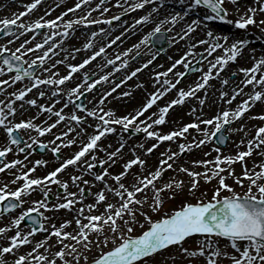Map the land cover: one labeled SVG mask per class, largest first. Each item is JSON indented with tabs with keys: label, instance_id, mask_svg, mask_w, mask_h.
<instances>
[{
	"label": "snow or ice",
	"instance_id": "1",
	"mask_svg": "<svg viewBox=\"0 0 264 264\" xmlns=\"http://www.w3.org/2000/svg\"><path fill=\"white\" fill-rule=\"evenodd\" d=\"M108 2L109 0H98L95 7H92V0H76L74 6L60 15L46 19V16L51 15L63 3L60 0V3L46 9L43 16L26 21L24 18L43 3V0H31L30 3L22 5L25 11L13 13L11 18L0 19V34L10 37L6 43L0 44V95L4 96V99H0V129L6 133V139L0 145V173L13 176L10 181H0V218L21 209L17 216L11 218L9 224L0 226V239L7 241L6 244H0V264H57V260L60 264H81V261L89 264L88 254L93 248L99 251L93 256L91 264H169V259L171 264H176V254L189 258L188 264H193V258L197 257H204L206 264H219L221 258L228 259L230 264H264V125H253L255 134L251 138H241L234 142L237 148L234 155L221 156V148L217 146L213 148L217 153L213 160L191 162L193 167H202L203 171H193L176 163L177 158L185 153L213 143L214 137L215 143L225 145L229 136L235 132H244L245 137L248 136L245 125L239 128L231 125L249 113L258 102L264 103V55L257 58L255 49L251 50L249 58L253 60L252 67L238 70L243 78L239 83H233L230 93L220 90L218 102L232 105L237 97L246 98L234 108L225 107L215 115L205 118L203 108L206 105L207 92L205 91V97H199L197 93L206 90L210 80L219 79L229 62L234 63L242 56L249 40L234 39L228 45L229 36L214 35L211 30L206 32V39L196 40L195 43L191 40L192 34L198 28L207 27L210 22L231 24L245 32L249 26H255L264 32V19H256L258 13H264V0H253L251 5H242L239 0H178L185 6L184 11L169 13L163 17L162 0H115V6L122 9L120 14L110 19H93L94 11L103 15L110 10L102 7ZM226 3L234 6L238 17L234 21L228 19ZM146 5L152 7L143 15L134 18L119 35L109 39L110 30L99 28L85 34L82 47H64L65 41L75 33L77 26L85 29L100 24L111 26L113 21H120L122 15L143 10ZM201 9L205 10L202 17L197 16L176 31L177 24ZM78 11L82 14L65 19L70 13L75 14ZM28 33H32L29 39L23 40L14 49L9 47ZM137 33H142L138 42L123 51L113 53L109 58L108 49L118 41L122 42V37ZM37 35H41L42 39L27 47ZM98 37H103L106 42L98 44ZM181 41L184 42L186 50L166 71L154 74L151 82L155 91L148 93L145 103L122 116H118L114 108L106 109L109 97H131L132 91L117 93V89L152 65L165 51V45L172 47ZM199 45L207 47L203 52L197 53L195 49ZM218 49H222L224 54L209 60ZM81 51L91 54L78 64L68 63L70 59L75 60L76 54ZM61 52L64 53L63 58L54 59ZM143 56L150 58L144 60L140 67L127 71L130 61ZM98 58H102L103 63H97L95 70L87 67ZM205 60L208 61L206 72L201 66ZM59 65L66 67V74H60ZM178 66H182L184 71H174ZM109 67L111 70L105 72L104 69ZM122 71L124 74L117 81L115 76ZM189 72H200L201 76L186 90L177 88ZM170 73L175 77L174 80L169 78ZM236 75L237 72H233L231 77L220 80L221 89L229 85ZM77 80L73 86L68 87ZM18 82L22 84L21 88L7 92L8 88ZM101 85L111 87L100 91L98 86ZM249 86L251 90L245 93L244 89ZM133 87L147 91L143 82ZM173 89H176V97L167 104L158 106L157 102ZM33 90H36V94L29 98ZM94 91L99 92V98L94 96L88 100L87 94ZM113 93L117 95L113 97ZM194 97L198 101L199 109L190 108L187 114L194 117L191 122L167 133L157 130V126L167 122L166 118L171 109L183 106ZM82 98L87 103L81 102ZM41 100L46 102L40 103ZM57 104H61V107L57 108ZM88 104L92 107L89 108ZM153 106H157V111L149 113ZM30 108L36 109L35 115L16 120L18 115L24 117ZM68 108L71 111L65 112ZM44 114H47V119L36 123ZM89 119L94 123H90ZM249 119L264 121V113L250 116ZM49 120L52 122L49 123ZM61 125L63 130L53 132V129ZM115 126L120 128L118 146L113 147L111 143L105 146L101 141L117 133ZM88 128L93 131L89 133ZM209 128L212 130L209 131ZM22 131L28 134L27 139L20 134ZM33 132L35 136L31 134ZM125 133H143L145 139L154 142L147 148L144 143L134 145L129 149L132 158L125 160ZM47 134H52L53 138L47 142L40 139ZM166 141L177 143L178 150L172 151L170 146L166 148L160 153L161 158L154 168L149 167L148 161L136 152L138 147L144 156H149ZM73 145H78V150L70 157L63 158L60 155L61 149L71 148ZM242 146L244 150H240ZM37 149L41 153L50 151L54 159L59 161V165L43 177H33L32 173L37 167L47 166L48 161L35 160L31 168L25 164ZM14 150L16 154H24L23 160H6L8 154ZM254 152L262 160L254 161L249 168L247 158ZM98 153H103L104 156L100 157ZM209 154L206 152L205 156ZM118 162H122V171L115 174L110 172L109 169ZM235 163L241 165L240 174L232 167ZM70 166L75 170L74 174L70 175L69 180L60 179L59 174L64 173ZM97 167L101 172L94 171ZM134 167L138 171L131 172ZM13 169L17 171L12 172ZM169 170L177 174L183 173L190 179L187 184L176 175L165 180L164 174ZM89 175L92 179H85ZM228 179H232L243 190L242 193L227 183ZM109 180L113 183L110 184ZM126 180L127 183L124 182ZM201 180L204 184L216 181L210 198L207 191H200ZM21 181L15 189L10 187ZM97 183L102 186L99 191L92 192ZM70 184L77 191H69ZM50 185H57L62 191L56 192L53 197ZM36 192L42 198L29 201L27 198ZM185 192L195 203L183 202L178 209L164 213L156 220L149 215V212L160 213L167 201H175ZM108 194L112 195L115 202L105 203L108 201ZM87 196H92L94 202L85 204ZM29 202L32 206L24 209L23 205ZM102 203L104 210L99 212L98 206ZM61 209L74 213L76 228L72 232L65 231L72 224V220H63L59 226L52 223L45 227V222L52 219L45 213L59 212ZM95 212L99 214H93ZM24 222L31 225L27 232L21 228ZM136 226L145 230L133 236ZM13 229L14 234L8 236L7 233ZM38 232H45L47 235L40 241H33L32 237ZM93 234L95 238H92ZM193 236L200 238L197 246L194 249L185 247L188 238ZM52 237L56 238L54 245L49 244ZM221 238L228 242L225 247L230 246L233 252L230 253L220 246ZM109 244L113 247L104 251ZM26 245L32 247L21 253L20 250ZM56 246H59V250L52 251ZM172 248L177 250L175 254L166 253V250ZM41 249L44 251L41 252ZM158 256L161 259L157 260Z\"/></svg>",
	"mask_w": 264,
	"mask_h": 264
},
{
	"label": "rangeland",
	"instance_id": "2",
	"mask_svg": "<svg viewBox=\"0 0 264 264\" xmlns=\"http://www.w3.org/2000/svg\"><path fill=\"white\" fill-rule=\"evenodd\" d=\"M21 1L23 5H25L26 3H24V0H0V12L2 11H6L10 8V5H8V3L12 4L13 7H17L15 4L16 2ZM31 2V0H29ZM239 2L243 5V4H253V0H239ZM76 3V0H63V3H60L59 7L55 8V11L51 13V15H49L48 17H46V19H53L56 16L60 15L62 12H64L67 8L74 6V4ZM96 3H98V0H92V7H95ZM163 3V7L161 8V17H163L164 15H167L169 13H175V12H183L184 11V7L181 6V4L178 2V0H162ZM53 4L49 5V7H52ZM48 7V8H49ZM102 7H108L110 10L107 13H103V15H101L100 12L98 11H94L92 13V18L93 19H110L112 16L114 15H118L122 12V9L119 7L115 6V0H109V2L105 5H103ZM152 7V5H146L145 9L143 10H138L136 12H131V13H127L125 15L121 16V20L120 21H113V24L111 26L109 25H105V24H100V25H92L90 26L88 29H85L81 26H77V30L75 31V33L64 43V47L65 48H71V47H82L84 41H85V37L83 38H78V34L80 33L81 35H84L86 33H90L91 31H96L99 28H104L106 31L110 30V36L108 37L109 39L119 35L124 28L128 25L131 24L132 20L134 18H138L139 16L143 15L147 10H149ZM225 7L228 9L229 11V15H228V19L229 20H235L237 19V15L235 14V9L234 6L232 4H225ZM25 11L24 7H20V12ZM204 11L203 9L199 10V12L197 13H192L190 14L188 17L185 18L184 21H181L179 24H177L176 26V31H179V29L184 26L187 23H190L192 19L197 18V16L202 17L204 15ZM241 11H243V8H241ZM82 13L80 11L76 12L75 14L70 13L69 16L65 17V19H69L72 18L74 15L75 16H79ZM257 20L260 19H264V13H258L256 16ZM207 27L211 28V29H216L217 31L221 32V36L227 35L229 36V41H228V45H230L234 39H245L247 38L249 40V45L248 47H246L243 50V54H242V61H240L241 57H238L236 62H229V64L225 67V69L223 70V72H221L220 74V78L219 79H212L209 82V87H212L214 85H216V87L220 84V80L224 79V78H228L231 77V74L233 72H237L236 77L234 78V80H230V82L235 81L236 79H238L239 81L243 78L242 73H240L238 70L241 68V65H245L247 64V68L252 67L253 65V60H250L251 62H248V59L245 58L244 56V52L247 49H255V55L257 58L261 57L262 55H264V32H261L260 29L256 28L255 26H249V29L247 32H245L244 30H239L236 29L233 25L231 24H227V23H222V22H210L208 23ZM44 31V30H42ZM206 31V28H205ZM207 32V31H206ZM218 32V33H219ZM142 33H137L136 35H127L126 37H122V42L118 41L116 45H113V47L111 49H108V55L109 58L112 57L113 53L115 52H120L123 51L125 49H127L128 47H131L134 43L138 42V40L140 39ZM220 34V33H219ZM32 36V33H28L26 36H22L23 40L25 39H29ZM10 38V37H1L0 34V42ZM207 37L202 34L200 32V29H197L196 32H194L192 34V43H195L196 40H200V39H206ZM42 39L41 35H37L35 40L32 42V44L27 45V47H31L34 45V43L39 42ZM97 39L102 40L99 43H105L106 40L103 37H98ZM22 41H17L15 42L13 45H9V47L11 48H15L17 46H19V44ZM228 45H225V47H227ZM207 47V45H199L197 47V49H199L200 52H203L204 49ZM196 49V50H197ZM186 50V48L184 47V42L181 41L180 44H177L175 46L172 47H167L165 45V51L162 52L157 58L156 60L153 62L152 65H150L147 69H144L142 72L137 74V77H134L132 80L128 81L126 85L122 86V88L117 89V93L121 92V91H132L133 95L131 97H125L123 99H114L112 97L108 98V101L106 102V109L107 108H114L116 109V111H118L116 114L118 116H122V115H126L130 112H133L134 109H138L143 103L146 102L147 99V95L150 92L155 91V88H153L152 86V82H151V78L154 77V74L157 72H164L166 71L171 64L174 62L175 59L180 58V56L184 53V51ZM91 53H86L81 51V53H77L76 54V59L75 60H69L68 63H73V64H78L80 63L87 55H90ZM223 50L222 49H218L215 53H213L212 57H209L208 59L211 60L213 59L215 56L218 55H223ZM33 54H30V56ZM64 53L61 52L57 57H55L54 59H62L63 58ZM169 57H172V59L170 60ZM27 58V57H26ZM148 58H150L149 56H143L142 58H138L135 61H130V67L127 71H131L132 69L136 68V67H140L143 63L144 60H147ZM198 59V58H197ZM97 63H103V59L98 58L97 61H93L91 65L87 66L90 69L95 70V66ZM193 63L195 64V60L193 61ZM203 63H207L206 65H203V70L206 72L208 69V61L205 60L203 61ZM202 63V64H203ZM243 63V64H242ZM59 71L61 75L66 74L67 69L64 65H59ZM111 68H105L104 71L108 72L110 71ZM84 71V70H82ZM174 71H184L182 66H178L177 69H175ZM124 72H120L117 73L115 76V79L117 81H119V79L123 76ZM77 76H80V74H77ZM201 76L200 72H189V74L187 76H185L183 78V80L181 81V83L179 85H177V88H183V89H187L189 86L194 85L195 82L197 81V77ZM4 79H6L7 77H3ZM169 78L170 79H175V77L172 76V74H169ZM163 79V77L161 78ZM77 81H74L72 83H70L68 85V87L73 86V84ZM143 82L145 85V88L147 91H145V89L142 88H134L133 86L135 84L141 83ZM229 82V83H230ZM22 87L21 83H17L16 85H14L13 87H10L7 89V92H12L15 91L16 89H19ZM111 87V85H101L98 86L100 91H103L107 88ZM157 87H159V85H157ZM224 88H227V86H225ZM223 88V89H224ZM249 89V91L251 90V86H249V88H245L244 92H246L245 90ZM141 90H144L143 92H139ZM218 91H215L213 99L215 100L216 103H214L211 100L210 96L206 97V105L203 108V113H204V117L208 118L211 117L213 115L216 114L217 111L222 110L225 107H230L231 105H224L223 103L218 102V96H219V91L222 89H218ZM227 91V90H226ZM204 90H201L199 93H197V96L199 97H205L204 95ZM231 92V91H230ZM229 92V93H230ZM139 93L140 97H137L136 94ZM36 94V90H33L32 93L29 94V98L34 97ZM117 94L113 93V97H115ZM96 97L97 99L99 98V92L98 91H94L93 93H88L87 94V99L91 100L93 99V97ZM176 97V89H173L172 91H170L165 97H163L161 100H159L157 102L158 106H163L165 104H167L171 99ZM138 98V99H136ZM246 98V96H240L237 97L236 101L233 102L232 104V108H234L237 104H239L242 99ZM0 99H4L3 95H0ZM83 103H87V100L83 99ZM40 103H45L46 101L41 100L39 101ZM95 102V101H93ZM20 103V102H19ZM17 102V104H19ZM120 103V104H118ZM219 103V104H218ZM89 108L92 107L91 104L87 105ZM57 108L61 107V104H57L56 105ZM192 107H197L199 109V104L197 99L191 98L190 100L186 101V103L183 106H175L173 109L170 110L169 112V116L171 114L172 115V120H175L176 116H179L177 119L179 120V118H181L179 127L182 126L184 123H188L191 122L194 117L191 115H188L187 113L189 112L190 108ZM33 110L36 112V109H29L28 111ZM71 108L65 109V112H70ZM157 111V106H153L152 109H149V113L151 112H155ZM175 113V114H174ZM264 113V103H260L258 102L251 110L249 113H246L245 116L243 118H241L240 120L236 121L234 124L231 125V127L233 128H239V126L243 125L245 123V121L247 120L248 117L253 116V115H259ZM145 115H148V113H146ZM28 114H24V117H20L19 115L16 117V120H19L21 118H27ZM40 117H44L41 120H37L36 123H40L41 121L47 119V114L41 115ZM52 120H55V117H52ZM52 120H49L48 122L51 123ZM90 123H94V121H92L91 119H89ZM173 123V122H172ZM253 125H264V121H260V120H252L250 119L247 127H245L246 131L248 132V136L245 137V133L244 132H239V134H237V132H235L234 134H231L228 138V140L226 141L224 146H219L217 143H215V139L213 138V143H209L207 146L202 147L200 149H193L191 152L185 153L183 156H180L177 158L176 163L178 165H183L185 167H189L191 168V170L193 171H203L202 167H193L192 165V161L194 160H213L215 158V156L217 155V153L213 150L214 147L219 146L221 148V152L220 155L221 156H228V155H234L237 152V148L234 144V142H238L241 140V138H251V136H253L255 134L254 132V128L252 127ZM60 126H58L56 129H53V132H59L61 131L59 129ZM63 127V125H62ZM117 128V131H120L119 126H115ZM176 126L173 125H166V123L164 125L158 126L157 130H159L161 133H167L175 128ZM212 129L209 128V131H211ZM93 130L91 128H88V132L91 133ZM192 131V130H190ZM0 134H2V132H0ZM35 134V133H34ZM193 135H196V133L194 131H192ZM36 135V134H35ZM49 140H51L52 134H49ZM115 133L107 136L106 138H104L101 143L104 144L105 146H107L110 142H114L112 145L113 147L118 146V140L114 141L113 137H114ZM124 138H125V143H126V147H125V152L129 153L126 157L125 160L127 159H131L132 158V154L129 151V149H131V146L137 145L139 143H144L145 148L151 146V144L154 142L152 140H147L144 138L143 133L140 134H131V133H125L124 134ZM41 140L47 142L48 140L46 139V137H41ZM190 139V138H189ZM1 145V143H0ZM171 147L172 151H177V143H173L170 141H166L163 142L157 149H155L154 153L149 155V156H145V157H149L152 160V165L151 167L154 168L155 165L158 163V160L161 158L160 157V153L164 152L166 148ZM138 149V148H136ZM78 150V145H73L71 148H62L61 149V153L60 155L63 158H68L70 157L75 151ZM139 150V149H138ZM240 150H244L243 146L241 147ZM210 153L208 156H205V153ZM46 156L42 157L44 155H38L37 157L34 156H29L28 160H27V167H33L34 161L38 160V159H43L45 161H48L47 166H41V167H37L36 171L34 173H32L33 177H43L44 175H46L48 172H50L51 170H53L58 164L59 161L55 160L54 157L52 156L50 151H45L44 153ZM137 154L141 155L140 153L137 152ZM98 156L103 157L104 154L103 153H98ZM142 156V155H141ZM143 158V157H142ZM262 160V157L257 155L256 152L253 153L252 156L247 158V166L249 168L252 167L253 162H260ZM122 162H118L116 165H114L112 168L109 169L110 172L112 173H119L120 171H122V168L120 166ZM71 167V166H70ZM69 169H67L64 173L59 174V178L62 180H69V174H74L75 170L71 167ZM107 167V165H106ZM232 167L235 169L237 174L241 173V165L240 163H235L232 165ZM27 169V168H26ZM95 172L99 173L101 172V169L99 167H97L96 169H94ZM137 168L134 167L131 172H136ZM78 174V173H75ZM145 174H147V170L145 171ZM173 175H176L178 179H183L185 181V183L187 184V182L189 181V177H187L185 174L183 173H174L171 170H169L168 172H166L164 174V179L167 180L168 178L172 177ZM6 173H2L0 174V181L3 182H7L6 181ZM110 184L113 183L111 180L108 181ZM125 183H127V180L124 181ZM227 183H229L230 185H232L237 192H241L242 193V189L237 187L234 183L232 179H228L226 181ZM21 183V182H20ZM247 183V182H245ZM216 181H212V183L210 184H204L203 180H201L200 183V191H207L208 192V198H210L211 196V192L213 187L215 186ZM102 185L98 184L95 188L92 189V192H97L99 191L100 187ZM52 189V195L54 197L55 193L57 192V190L59 189L57 185H51L50 186ZM60 191H62L60 189ZM69 191H77V188L75 186H72L70 184L69 187ZM226 194V193H225ZM150 195V193H149ZM42 198L41 194L39 192L33 193V195L31 197H28L27 199L29 201L31 200H38ZM111 199V200H109ZM94 202V199L92 196H87V198L85 199L84 203L88 204ZM107 202H115L114 198L112 197L111 194H108V201ZM183 202H192L195 203V200L188 195L186 192L182 193L180 196H178L176 198L175 201H167L161 212L160 213H151L149 212V215L152 217L153 220L159 219L164 213H170L173 210L178 209ZM31 203H25L24 204V209H27L28 207H31ZM77 207H79V205H77ZM104 210V204L102 203L101 205H99V212H102ZM147 210V209H146ZM42 211V210H41ZM44 211V210H43ZM42 211V212H43ZM99 212H95L93 214H99ZM18 213H16L15 215H10L8 217H3L1 219H3L2 223H0V226H5L7 224L10 223V220L12 217L17 216ZM46 216L51 217L52 219H50L49 221L45 222V227H49L52 223H55L57 226H59V224L63 221V220H72V224L65 229V231L68 232H72L75 228V221L73 219L74 217V213L73 212H68L66 210L61 209L59 212H46L45 213ZM141 220V222H143V218L140 217L139 218ZM86 222V221H85ZM22 228V226H21ZM147 228V224H145V229ZM145 229H141L139 226H136L134 228V231L132 233L133 236L139 235L141 234V232ZM25 232L28 231V229H24ZM15 232V229H13L12 231L8 232L7 235L11 236L13 235ZM47 235V233L45 232H38L35 236L32 237L33 241H40L42 240L45 236ZM92 238H95V234H93ZM200 238H196V239H190L188 241H186L185 243V247H188L190 249H194L197 246V242L199 241ZM55 237H52V239L49 241V244H55ZM7 241L0 239V244H6ZM70 243V241H69ZM219 244L222 248H224L226 251L228 252H233V250L231 249L230 246L225 247L226 245H228V242L225 241L224 239H219ZM113 245L109 244L107 248H104L103 250L106 251L108 249H110ZM32 247V245H26L24 246L20 251L21 253L26 252L28 250H30V248ZM59 250V246H56L52 249V251H56ZM41 252L44 251V249L40 250ZM99 249L93 248L92 252L88 254L89 256V261L92 260L93 256L97 255ZM176 249L172 248L166 251V253H176ZM11 259V257H10ZM161 259V257H157V260ZM175 260H176V264H188V260L189 258L184 257L180 254H176L175 255ZM57 264H60V261L57 260ZM81 264H83V261H81ZM169 264H171V259H169ZM193 264H206V260L204 257H197V258H193ZM219 264H230V261L226 258H221L219 260Z\"/></svg>",
	"mask_w": 264,
	"mask_h": 264
},
{
	"label": "bare ground",
	"instance_id": "3",
	"mask_svg": "<svg viewBox=\"0 0 264 264\" xmlns=\"http://www.w3.org/2000/svg\"><path fill=\"white\" fill-rule=\"evenodd\" d=\"M24 3H30V1L29 0H24ZM56 3H60V0H43V3L41 4V5H39L38 6V8L35 10V11H33L29 16H27V17H25L24 19L26 20V21H28V20H35V19H37L38 17H40V16H43L44 15V13H45V10L46 9H48V7H49V5L51 4H56ZM8 5H10V8L8 9V10H6V11H2V12H0V19H2V18H5V17H8V18H11V16H12V14L13 13H17V12H20V7L23 5L22 4V2L21 1H19V2H16L15 4H13V5H16L17 7H13L12 6V4H10V3H8ZM182 7H184L185 8V6L184 5H181ZM55 11V10H54ZM54 11H52V12H54ZM46 17H48V16H46ZM45 17V18H46ZM205 28H206V31H208V30H211L212 32H213V34L214 35H218V36H221V32H219V31H217L216 29H211V28H209V27H202V28H198V29H200V32L202 33V34H204L205 36H206V31H205ZM220 34H219V33ZM174 33H169V35H173ZM78 38H83V37H85L84 35H81L80 33L78 34V36H77ZM7 39H9V38H7ZM7 39H5V40H3V41H1L0 42V44H4V43H6V41H7ZM23 40V37H20V39L19 40H16L15 42H17V41H22ZM97 41L98 42H101L102 40H99V39H97ZM197 49V48H196ZM195 49V51L197 52V53H201L200 51H199V49H197L196 50ZM145 51H147V50H145ZM250 52H251V49H247L245 52H244V56H245V58L246 59H248V62H251L250 60H252V59H250L249 58V56H250ZM81 53V52H80ZM198 58V57H197ZM101 59V58H100ZM240 61H242V57H241V59H240ZM207 63H203L201 66L203 67V65H206ZM243 64V63H242ZM241 68H247V64H245V65H241ZM243 75V74H242ZM199 77V76H198ZM197 77V78H198ZM233 83H239V80L238 79H236L235 81H233V82H230L229 83V85H227V88H224V89H222V90H224V91H231V88H232V86H233ZM217 85V84H216ZM216 85H214V86H212V87H207V89L206 90H204V95H205V91L207 92V96H210L211 97V100L213 99V96H214V93H215V91H218L217 90V87H218V89H221V86H217L216 87ZM249 88V87H248ZM144 90H141V91H139V92H143ZM246 92H248L249 91V89H247V90H245ZM136 96L137 97H140V94L139 93H137L136 94ZM136 99H138V98H136ZM213 102L215 101V100H212ZM118 104H120V103H118ZM219 104V103H218ZM230 107H232V105L230 106ZM118 111H116V113H117ZM27 114H29L30 116H32V115H35L36 114V112L35 111H33V110H30V111H27L26 112ZM175 114V113H174ZM172 115L173 114H171L170 116L168 115L167 116V122H166V125H173V126H176L175 128H178L179 127V124H180V121H181V118H179V120L177 119L179 116H176V118H175V120H172L171 118H172ZM44 117H39V119L38 120H41V119H43ZM249 117L247 118V120L245 121V123L243 124V125H245V127H247V124H248V122H249ZM173 122V123H172ZM158 127V126H157ZM240 127V126H239ZM59 129L60 130H63V127H62V125L59 127ZM119 132L120 131H117V133H115V135H114V137H113V139H114V141H116V140H119ZM237 134H239V132H237ZM48 139H50L49 138V136L47 137ZM111 144H113L114 142H110ZM109 143V144H110ZM131 147H133V146H131ZM138 148V147H137ZM139 149V148H138ZM136 149V152H138V153H140L141 155H142V157L144 158V159H146L147 161H148V166L149 167H151V165H152V160L149 158V157H145L144 155H143V151L141 150V149ZM155 152V151H154ZM153 152V153H154ZM129 153H126L125 152V150H124V159H125V157L128 155ZM137 171H138V169H137ZM109 200H111V199H109ZM92 203V202H91ZM99 207V206H98Z\"/></svg>",
	"mask_w": 264,
	"mask_h": 264
}]
</instances>
